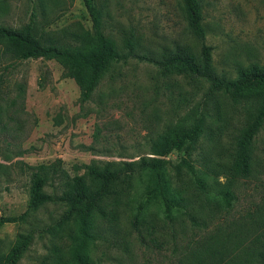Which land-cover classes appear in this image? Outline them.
Returning a JSON list of instances; mask_svg holds the SVG:
<instances>
[{
  "label": "rangeland",
  "instance_id": "374dc122",
  "mask_svg": "<svg viewBox=\"0 0 264 264\" xmlns=\"http://www.w3.org/2000/svg\"><path fill=\"white\" fill-rule=\"evenodd\" d=\"M96 3L104 33L121 53L127 52L125 41L130 37L140 56L158 59L184 46L200 52V41L188 27L182 0ZM201 4L216 75L237 80L242 69L264 67V0H201ZM32 18L43 39L53 38L64 47L84 50L96 43L83 0H0L1 26L22 30ZM82 31L91 35L85 41L76 40L73 33ZM209 87L204 79L163 76L157 65L132 57L114 62L90 101L81 103L80 87L56 61L21 60L16 50L8 53L0 47V217H15L0 231V257L10 252L20 235L33 232V242L19 264H78L69 254V229L53 231L67 206L46 203L36 212L28 210L34 174L45 167L49 179L43 191L60 196L65 183L87 174V166L103 168L110 163L119 168L152 157L151 144L158 135L190 126L203 112L206 122L197 149L190 156L172 152L166 168L172 196H199L194 176L179 167L182 159H188L199 175L210 172L208 181L214 182L211 171L230 165L237 137L258 109L253 101L232 94L210 95ZM252 155L250 177L232 184L225 174L218 177L221 187L229 185L234 193L231 211L206 210L204 216H212L206 229L193 227L186 216L176 213V238L171 225L157 233L162 247L142 245L132 225L135 216L162 220L161 202L150 194L153 177L138 172L130 188L116 185L103 205L120 216L118 239L127 241L128 251L98 241L88 248L90 261L176 264L175 248L183 255L189 243L218 236L224 237L221 245L249 247L264 230V126L255 138ZM98 224V231L112 239L110 224L102 220ZM140 231L149 240L145 226ZM56 246L61 253L55 259ZM243 258H249L248 254Z\"/></svg>",
  "mask_w": 264,
  "mask_h": 264
},
{
  "label": "trees",
  "instance_id": "16d2710c",
  "mask_svg": "<svg viewBox=\"0 0 264 264\" xmlns=\"http://www.w3.org/2000/svg\"><path fill=\"white\" fill-rule=\"evenodd\" d=\"M93 22V34L96 43L89 49H72L59 45L53 38L38 36L35 19L22 30H11L0 25V47L8 53L16 50L21 60L44 59L56 61L80 87L81 103H87L92 98L104 73L114 62H127L135 57L146 60L159 67L163 76H186L191 80L204 79L210 83L209 94L218 92L232 94L235 97L245 98L258 104L256 114L253 115L248 126L242 129L237 137L233 152L230 154L231 163L228 167H221V171H211L214 182H209L210 172H201L199 175L188 159H182L179 167H185L194 176L195 187L199 196L186 198L181 195L174 197L171 194L169 181L166 177V168L170 161L168 156L172 152L184 153L190 156L197 149V143L203 133L206 122V113L199 112L194 122L186 126L169 129L166 133L158 135L152 141V157H142L139 162L125 163L122 167L107 164L103 168L95 165L87 166L86 175H76L65 183V190L60 196L49 195L43 190L48 182L49 174L45 167H41L34 174L31 188L29 212H36L46 203H63L67 211L53 227L54 232H63L69 229L67 239L70 242L69 254L78 264H95L88 257V248L98 241L113 243L124 247L128 251L127 241L118 239V220L120 216L116 210L107 211L105 201L116 185H124L128 189L138 172H148L153 177L151 196L160 200L162 210L161 222L154 218L147 221L145 216H135L132 225L138 232L142 245L162 247L158 234H162L168 225L173 228L172 236L176 238L177 230L174 227V215L181 213L186 216L195 228L206 229L208 220L204 216L206 210L230 212L234 201V193L225 185L221 187L218 177L225 174L230 183L250 177L253 166V144L256 136L264 126V67L250 66L239 72L237 80L216 75L212 68V47L207 45V31L204 26L201 0H182L187 13L189 29L198 38L201 44L197 54L189 47H178L176 51L163 54L161 58L140 56L136 53V42L133 37L125 41L126 53H121L104 33L102 13L96 0H83ZM91 32L82 31L73 33L76 40L85 41ZM218 172V173H217ZM143 210L140 214H143ZM15 217H0V231ZM106 221L110 224L107 238L98 231V222ZM145 226L149 240L140 231ZM158 233V234H157ZM34 238V233L20 235L10 252L0 257V264H19L23 255L28 251ZM223 236L189 243L182 250L174 249L178 263L176 264H264V230L257 233L247 248L239 249L221 245L225 240ZM61 253L55 247L53 257L56 259ZM128 253V252H126ZM248 254L249 258H243ZM182 256V257H181ZM179 257H181L179 259ZM184 259V260H181Z\"/></svg>",
  "mask_w": 264,
  "mask_h": 264
}]
</instances>
